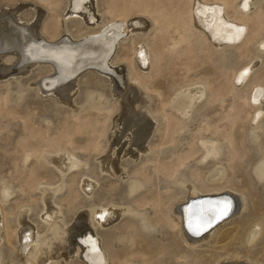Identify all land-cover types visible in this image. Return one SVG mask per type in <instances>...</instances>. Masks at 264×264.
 Instances as JSON below:
<instances>
[{"label": "rangeland", "instance_id": "374dc122", "mask_svg": "<svg viewBox=\"0 0 264 264\" xmlns=\"http://www.w3.org/2000/svg\"><path fill=\"white\" fill-rule=\"evenodd\" d=\"M107 2L108 0H95V10L100 21L93 27L85 24L81 17H70L67 14V0H57L56 8H51L41 0H0V14L20 8L18 20L27 25L37 21L36 8L42 9L45 13L38 23L41 35L49 19L57 17L60 22L59 38L66 35L72 38L80 33L96 31L108 20ZM255 3L253 11L261 9L264 12V0H256ZM152 30L151 28L146 33L130 32L119 42L111 56L114 63L112 70H116L119 77L111 71L93 66L80 71L73 79L76 87L71 93V103L62 102L51 91V87L44 85L45 88H40V81L52 74V66L44 61L34 63L25 73L0 79V101L6 110L11 111V114H0V189L1 185L6 184L10 186L11 192L7 200L0 198L1 214L4 216L0 232V264H23L34 251V243H30L22 251L20 237L15 234L21 209L28 208L27 221L35 227V233L42 236L55 223L63 224L66 229L81 214L93 211V208L96 210L108 206L126 211L107 225H98L94 220L91 222L108 253L106 264H123L124 260L131 264H217L221 258L232 257L234 251L239 253L240 259L248 254L264 264V177H256L255 173L256 164L264 159V114L256 122H252L250 117H240L231 129V142L214 134L215 127L222 129L225 125L232 97L225 95L212 100V94L224 76L229 75L244 60L240 56V50L237 46H210V57L194 52L196 59L188 69L181 63L163 61L157 75H153L151 65V68L142 72L147 86H141L132 81L129 71L131 65L122 59L126 48L133 47L134 43L142 39H149ZM251 49L250 56L258 58L252 74L254 79L264 72V49H259L255 43ZM5 57V63L12 64L13 57ZM125 81L133 83L147 97L146 109L154 125L147 138V151L140 152L139 156H121L119 167L123 172L109 173L101 169L100 158L108 147L110 135L116 131V118L121 106L116 90H122L124 87L121 84ZM47 82L50 83L51 80H43V83ZM194 86L202 87L203 96L191 107L187 120L181 119L180 128L174 133V138L169 140L164 134L166 117L170 115L171 118H182L172 108L170 100L182 89ZM94 94L100 100L92 103L87 101ZM76 118L96 122L98 131L92 134L90 130H82L74 136L71 146L64 144L61 147V150L71 153L74 158V167L61 176L54 165L46 161L44 154L54 150L46 148L44 142L64 129L67 120L71 122ZM253 124L261 127L257 140L251 137ZM27 126L42 130L44 141L27 139ZM200 126L208 129L202 135L203 138L215 139L221 146L217 159L199 163L200 154H196L180 167L176 175L166 174L162 168L172 165V161L187 151ZM92 141L97 142L99 149H93V146L92 149L88 148ZM38 145V155H32L23 162L26 151ZM195 146L198 149L199 143L196 142ZM215 164L223 166L225 171L221 183L228 182L244 197V209L241 212L234 210L220 222V229L213 231L210 237L191 244L186 242L179 226L167 225L165 218H172L175 222L176 217L170 209L184 202L186 190L183 181L193 180L196 172H202L208 177ZM30 173H33V184L25 187L22 182ZM84 179L94 181L96 187L85 192L82 189ZM134 181L142 183L139 189L131 193L129 185ZM193 182L198 186L201 179ZM205 182L212 186L207 180ZM59 185L60 190L53 196V203L58 210L54 217L45 221L42 218L41 188ZM158 201L160 207L157 205ZM253 222L260 224V234L252 245L247 246L244 232L246 226ZM49 239L51 242L52 238ZM47 264L85 263L80 256L74 255L69 258L60 256Z\"/></svg>", "mask_w": 264, "mask_h": 264}, {"label": "bare ground", "instance_id": "6f19581e", "mask_svg": "<svg viewBox=\"0 0 264 264\" xmlns=\"http://www.w3.org/2000/svg\"><path fill=\"white\" fill-rule=\"evenodd\" d=\"M41 1L49 4L51 8L57 7V0ZM255 2L256 0H108V20L102 26L100 25L101 27L96 31L89 34L80 33L77 34V37L72 38L68 35L59 38L60 22L57 17L49 19V23L46 24L42 33L44 36L41 35L38 30V23L40 17L45 13L42 9L36 8L37 21L27 25L18 20L17 13L20 8L8 10V12L0 14V79L25 73L34 63L44 61L52 66V74L40 81V88L44 85L51 87V91L62 102L71 103V93L76 87L73 79L84 68L93 66L101 70L111 71L119 77L117 71L112 70L114 63L111 61V56L122 38L130 32L146 33L149 29L150 31L151 28L153 29L149 39L147 37V40L140 39L141 41L134 43L133 47L126 48V53L122 59L131 65L129 71L132 81L141 84V86L144 84L147 86L145 75L143 76L142 72L151 65L153 75L159 74L160 64L163 61L181 63L185 69H188L196 59L194 52L197 55L206 57L209 55L210 57V48L208 49L210 46L211 48L222 46L234 48L237 46L240 50V56L244 60L235 69L233 68L234 70L230 71L229 75L224 76L223 81L215 86L212 94V100H218L225 95L232 97L229 113L225 116V125L222 126V129L214 128V134L231 142V129L240 117H250L252 122H256L264 114V72L253 79V69L258 63V58L250 56L252 44L255 43L259 49H264V12L261 9L253 11ZM66 8L70 17L79 16L85 24L92 25V27L100 21V16L95 10V0H67ZM6 55L13 57L12 64L5 63ZM16 65H19L18 69H15ZM43 80H51V82L43 83ZM121 85L124 88L122 90L117 88L118 90H116L119 103H121L116 118V131L110 135L108 147L100 158L101 169L109 173L123 172L119 167L121 156L126 154L139 156L140 152L147 149V138L154 125V121L146 109L147 97L142 94L143 92L141 93L142 90H139L133 83L126 81ZM174 96L170 100L172 101V108L182 118L179 120L178 118H171L170 115L166 117L164 134L169 140L174 138V133H177L176 131L180 128L181 119H186L191 107L201 99L203 89L201 86L188 87L182 89L177 95L174 94ZM99 100L100 97L94 94L87 101L92 103ZM135 104L138 106L135 107ZM4 107L0 101V114H11V111ZM252 127V130L250 129L251 137L257 140L261 127L259 124L256 126L253 124ZM25 128L27 139L44 141L45 136L42 130L35 127L29 128V126ZM82 130H90L92 134H96L98 124L84 118H76L71 122L67 120L64 129L60 130L55 137L53 136L44 142L46 148L54 150V152L45 153V159L54 165L61 176L72 166L74 167V158L71 153L61 150V147L64 144L70 145L74 136ZM207 130L206 127L200 126L187 151L172 161L174 162L172 165L162 168L163 171L171 176L176 175L180 167L196 154L197 156L200 154L199 163H205L210 159L216 160L220 154L221 146L215 139L203 138L202 135ZM195 141L199 143L198 149L195 146ZM90 144H88V148L93 146V149H99L97 142L92 141ZM229 144L232 146L231 143ZM39 147L40 145L34 146L26 151L22 161H27L32 155H38ZM259 161L255 166L256 177H264V159ZM217 165L215 164L208 177L202 172V175L199 172L194 173L193 180L201 179L198 186L194 184L192 179L183 181L186 190L184 202L170 209L172 215L174 214L176 217L175 222L172 218L167 220L165 218L167 225L179 226L181 234L188 243L196 244L202 239H207L213 231L220 229L221 225L217 223L220 220L218 219L210 227L201 231L199 235L189 231V217L185 213L188 205H194L193 211H195L201 207V200H229L233 205L231 212L234 210L241 212L244 209V197L239 195L238 191L234 190L231 185H228V182L227 184L221 183L225 177V171L223 166ZM33 179V173H30L22 185L31 187ZM206 180L210 182L209 184L212 183V186L207 185ZM141 183L132 182L129 185V191L134 193L141 187ZM95 185L94 181L84 179L82 189L85 192H90L96 187ZM1 186L0 198L5 200L11 193L10 186L6 184ZM60 186L41 188L42 218L45 221L54 217L53 215L58 210L53 203V196ZM212 198L215 199L209 200ZM157 205H160L159 201ZM202 207L208 209L210 205L204 204ZM28 211V208H25L19 212L15 231V234L20 237V249L22 251L30 243L35 244L33 253L24 260L23 264H47L60 256L69 258L74 255L80 256L85 264H106L108 253L103 248L101 239L96 234L91 222L94 220L98 225H107L116 218H120V215L126 210L114 206L96 210L93 208V211H87L77 217L72 226L64 229L63 224L55 223L42 236L37 235L35 227L27 221ZM3 218L0 206V232ZM214 224L216 227L212 226ZM246 227L244 232L245 243L249 246L259 237L260 224L253 222ZM50 237L52 238L51 242L48 241ZM123 264H131V262L124 260ZM217 264L261 263L252 259L248 254L240 259L239 253L234 251L232 257L221 258Z\"/></svg>", "mask_w": 264, "mask_h": 264}, {"label": "snow or ice", "instance_id": "6c2138e0", "mask_svg": "<svg viewBox=\"0 0 264 264\" xmlns=\"http://www.w3.org/2000/svg\"><path fill=\"white\" fill-rule=\"evenodd\" d=\"M201 207L193 211L194 205H188L185 209L186 215L189 217V231L199 235L206 227H210L215 220L226 216L231 209V201H202ZM208 204L210 207L204 209L202 205ZM195 225V226H194Z\"/></svg>", "mask_w": 264, "mask_h": 264}]
</instances>
